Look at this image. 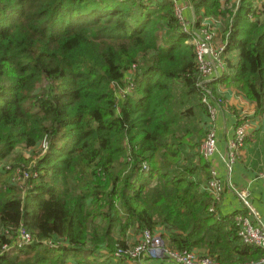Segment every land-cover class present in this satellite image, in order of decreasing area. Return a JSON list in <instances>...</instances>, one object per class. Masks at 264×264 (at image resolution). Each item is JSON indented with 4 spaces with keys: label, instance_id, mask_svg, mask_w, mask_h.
<instances>
[{
    "label": "trees",
    "instance_id": "trees-1",
    "mask_svg": "<svg viewBox=\"0 0 264 264\" xmlns=\"http://www.w3.org/2000/svg\"><path fill=\"white\" fill-rule=\"evenodd\" d=\"M185 1L194 28L219 21L214 77L169 0H0V163L31 151L0 167V264H131L112 251L158 228L221 264L264 256L218 212L200 153L204 97L231 88L264 113V0ZM20 223L37 241L1 253Z\"/></svg>",
    "mask_w": 264,
    "mask_h": 264
},
{
    "label": "built area",
    "instance_id": "built-area-1",
    "mask_svg": "<svg viewBox=\"0 0 264 264\" xmlns=\"http://www.w3.org/2000/svg\"><path fill=\"white\" fill-rule=\"evenodd\" d=\"M173 4L174 13L181 24L184 31L189 32V22L183 17L182 11L188 6L185 1L184 4H179L181 0H169ZM235 3L238 0H234ZM210 23L202 24L196 32L193 30L191 43L195 50V59L199 72L208 77L212 72L220 73L225 68V63L222 56L223 46H216L214 44V29L218 26L219 21L214 18H208ZM135 66H132L127 71V79L134 71ZM208 108L207 117L204 124L207 127V133L200 145V153L206 160H210L216 151V136L213 123L216 117V108L219 105L220 99L210 101L207 97L203 98ZM249 121L243 120L234 127L232 138L227 141L228 160L233 162L240 154L244 146V140L248 134ZM144 168L146 166L144 165ZM264 175V164L261 168ZM27 177L26 172L23 173V178ZM211 179L205 184V189L210 192L211 196L216 200L219 199L222 191L221 180L218 179L216 173H211ZM23 179V180H24ZM237 199L242 204V211L234 216V220L238 227V235L244 243L254 244L264 250V225L255 224L249 214H253L254 210L249 200V193L246 189L239 188L235 190ZM211 207L210 211H214ZM15 239L11 244H4L1 253L10 249L19 250L21 247L36 242L33 237L20 223L14 231ZM165 238L162 230H141L138 232L133 245L130 247L117 246L112 251L114 258H123L128 261H144L146 258L161 260V264H221L214 257L207 254L199 253L193 250H177L169 248L165 244ZM39 241V240H38ZM43 244L52 245L53 243H60V240L54 242L53 239L40 240ZM100 249L105 250L102 246ZM237 264H264V256L257 261L241 262Z\"/></svg>",
    "mask_w": 264,
    "mask_h": 264
},
{
    "label": "crops",
    "instance_id": "crops-1",
    "mask_svg": "<svg viewBox=\"0 0 264 264\" xmlns=\"http://www.w3.org/2000/svg\"><path fill=\"white\" fill-rule=\"evenodd\" d=\"M179 4L182 5L184 2L180 1ZM182 14L189 22V26L192 27L194 15L192 8L188 5L183 9ZM206 23L209 24L210 20L202 18V24ZM194 29L196 32L198 31V28ZM216 74L218 73L212 72L209 77H214ZM218 95L222 101L216 108V117L213 123L216 151L208 160L211 165L210 173H216L222 184L217 210L219 213L234 214V216L241 212L243 207L237 199L235 190L243 188L248 191L249 200L254 210V213L249 216L255 224L264 225V176L260 174L262 168L260 163L264 157L262 140L264 113H257L254 103L231 88H220ZM243 118L249 121L247 137L251 136V140L244 144L241 155L233 162H229L227 141L232 138L234 127ZM255 131L258 134H255ZM138 264H161V262L157 259L147 258Z\"/></svg>",
    "mask_w": 264,
    "mask_h": 264
},
{
    "label": "rangeland",
    "instance_id": "rangeland-1",
    "mask_svg": "<svg viewBox=\"0 0 264 264\" xmlns=\"http://www.w3.org/2000/svg\"><path fill=\"white\" fill-rule=\"evenodd\" d=\"M181 1H185V0H181ZM186 2V1H185ZM194 12V11H193ZM196 17H198L197 15H195V13H194V15H193V20L194 19H196ZM191 25H192V27H190L192 30H195L194 29V25L191 23ZM223 25V24H222ZM220 32V29H219V26H217L215 29H214V33L216 34L215 35V37H214V44L216 45V46H218V47H220V46H222V43H221V39H220V36L219 35H217L218 33ZM223 48V47H222ZM219 74V73H218ZM216 76V75H215ZM208 78H209V76H208ZM243 120H245L244 118L243 119H241V121H243ZM240 121V122H241ZM44 145V144H43ZM43 151H44V149H43ZM42 151V152H43ZM20 153H23V154H27V156L31 153V151L30 150H28V149H24V148H22V147H18L16 150H15V152H14V154H13V156L12 157H10L8 160H6V161H4V162H1L0 163V167H2L3 165H8V164H10L11 162H14V160L16 159V157L20 154ZM241 155V154H240ZM239 155V156H240ZM34 160H35V158L34 159H32V162H34ZM263 161V162H262ZM262 161H261V163H260V167H262L263 166V164H264V157H263V159H262ZM260 174L261 175H263L262 174V170H261V172H260ZM264 176V175H263ZM211 179V178H210ZM209 179V180H210ZM209 180H207V182L209 181ZM206 182V183H207ZM208 193H210L209 191H208ZM215 209V208H214ZM157 230H160V228H158ZM162 230V229H161ZM166 233V231H164V230H162V233H163V235ZM136 236H137V234H134V232H130L129 233V237H128V245L131 247L132 245H133V241H134V238H136ZM164 237H165V235H164ZM164 240H165V244H166V246L167 247H169V248H172V247H170L169 246V244H168V242H167V240L165 239V238H163ZM102 250V249H101ZM193 251H197V250H193ZM198 252V251H197ZM200 253H202V252H200ZM203 254H205V253H203ZM113 260H118V259H121V258H114V257H111ZM123 259V258H122ZM147 259V258H146ZM68 260H70L71 261V258L70 257H68ZM86 260H88V261H92V262H99V261H102V260H106V259H104V258H102V257H92V256H89L88 257V259H86ZM154 260H156V259H154ZM131 264H138L139 262H137L136 260L135 261H129ZM160 262H162L161 260H160Z\"/></svg>",
    "mask_w": 264,
    "mask_h": 264
}]
</instances>
